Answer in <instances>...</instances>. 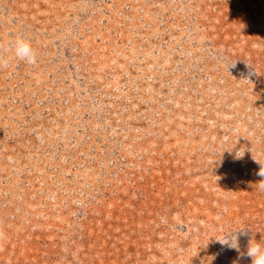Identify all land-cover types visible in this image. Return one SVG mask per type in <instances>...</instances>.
Listing matches in <instances>:
<instances>
[{"label":"rangeland","instance_id":"rangeland-1","mask_svg":"<svg viewBox=\"0 0 264 264\" xmlns=\"http://www.w3.org/2000/svg\"><path fill=\"white\" fill-rule=\"evenodd\" d=\"M261 171L264 0H0V264H252Z\"/></svg>","mask_w":264,"mask_h":264},{"label":"clouds","instance_id":"clouds-1","mask_svg":"<svg viewBox=\"0 0 264 264\" xmlns=\"http://www.w3.org/2000/svg\"><path fill=\"white\" fill-rule=\"evenodd\" d=\"M11 48L14 52V57L18 60L26 61L28 64H36L38 61L35 50L31 45V41L24 37H18L12 42ZM261 175H264V171H261ZM261 189H264V183L259 185ZM238 232V231H237ZM235 232V233H237ZM235 233H229L221 239H217L222 245H227L229 248L240 250L239 240ZM247 256L251 257L252 264H264V244L254 241H249L247 248Z\"/></svg>","mask_w":264,"mask_h":264}]
</instances>
